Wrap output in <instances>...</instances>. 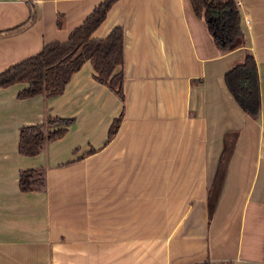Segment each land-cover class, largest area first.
Listing matches in <instances>:
<instances>
[{
  "label": "crops",
  "instance_id": "obj_1",
  "mask_svg": "<svg viewBox=\"0 0 264 264\" xmlns=\"http://www.w3.org/2000/svg\"><path fill=\"white\" fill-rule=\"evenodd\" d=\"M101 1L0 0V72L66 40ZM237 4L245 43L227 52L189 0L111 6L91 34L123 30L124 116L107 144L122 102L90 61L59 95L0 88V264H264V0ZM246 53L259 76L255 119L224 82ZM44 115L72 123L20 154V127ZM28 169L41 188L20 189Z\"/></svg>",
  "mask_w": 264,
  "mask_h": 264
},
{
  "label": "trees",
  "instance_id": "obj_2",
  "mask_svg": "<svg viewBox=\"0 0 264 264\" xmlns=\"http://www.w3.org/2000/svg\"><path fill=\"white\" fill-rule=\"evenodd\" d=\"M117 0H102L72 30L64 41H52L36 54L0 72V88L14 83H25L26 87L17 93L19 99L42 94L44 98L63 92L70 77L85 61H90L95 73L94 79L104 84L122 102V108L111 122L105 144L117 133L124 116V72H123V30L114 27L105 37L94 39L92 32L105 19L107 12ZM194 14L203 18L216 48L227 52L244 45V32L240 25V11L237 0H189ZM28 21H33L34 10L28 3ZM60 26V21H57ZM224 82L239 107L251 118L258 117L261 108L260 84L255 59L246 53L241 61L232 65L224 74ZM72 118L44 115L37 124L23 125L19 129L18 152L33 156L46 145L64 135ZM91 148L86 155L92 154ZM43 178L38 170L19 172L21 190L41 188ZM197 264H212L205 260ZM230 264V263H227Z\"/></svg>",
  "mask_w": 264,
  "mask_h": 264
}]
</instances>
